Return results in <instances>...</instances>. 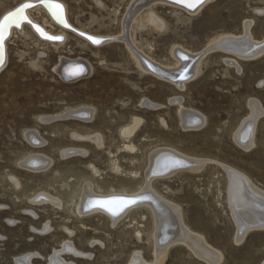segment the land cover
Listing matches in <instances>:
<instances>
[{"label":"rangeland","instance_id":"rangeland-1","mask_svg":"<svg viewBox=\"0 0 264 264\" xmlns=\"http://www.w3.org/2000/svg\"><path fill=\"white\" fill-rule=\"evenodd\" d=\"M20 1L0 0V13ZM64 1L76 27L100 34L128 28L129 17L122 18L133 0ZM147 12L136 17L130 31L136 45L159 64H173V47L202 52L223 35L242 36L250 22L252 40L264 39V0H209L192 14L158 3L150 12L160 20L159 27L141 26ZM214 48L200 56L194 77L179 88L140 69L119 42L95 48L70 34L64 44L52 45L28 30L10 37L0 72V264H23L18 259L28 254L30 264H48L64 242H71L76 251L61 253L69 264H127L139 252L145 262H153L151 218L145 208L132 209L116 224L99 212L77 214L74 209L86 182L102 191L136 188L145 179L148 155L157 147L204 162L198 170L151 182L181 207L185 224L217 254L210 258L178 243L159 264H264V228L238 235L226 201L230 170L244 173L264 190V52L241 59ZM62 57L86 61L90 72L80 79H64L56 70ZM226 59L236 60L238 66ZM141 101L158 106H141ZM180 106L197 111L204 123L185 128ZM80 107L93 108L92 118L38 120ZM253 111H259L258 116H252ZM134 115L141 125L131 140L137 151L130 154L122 152L128 142L120 130ZM248 119L255 123L253 144L237 145L236 132ZM31 130L39 133L42 144L35 146L26 138ZM97 134L102 146L91 139ZM31 154L45 155L50 163L35 171L23 166Z\"/></svg>","mask_w":264,"mask_h":264},{"label":"bare ground","instance_id":"bare-ground-1","mask_svg":"<svg viewBox=\"0 0 264 264\" xmlns=\"http://www.w3.org/2000/svg\"><path fill=\"white\" fill-rule=\"evenodd\" d=\"M42 1H44V5L41 4ZM208 1L209 0H206V2L203 5H201L199 8H197L195 12L199 11ZM26 3L33 5V7L24 10V17L26 18L27 22L21 23L19 27L10 26L8 33L5 35L4 58H3V65L0 66V72L2 71V69L4 68L7 62V58H8L7 45H8V41L10 40V37L12 35H15L16 33H25V30H28L29 32L34 34V36L37 38L38 41L44 42L45 44H52V45L64 44L66 42L67 37L70 34H73L74 36L81 39L88 45H93V44L89 40H86L84 36L82 35L91 36L94 39H97L103 42L99 45H93V47L95 48L102 46L104 42H112V41L114 42L115 41V42L122 43L123 45H125L129 54L131 55L136 65L140 69L154 75L155 77L159 79L172 83L174 84V86H179V88H183V86L194 77V74L196 73V70L199 66L202 55L204 56L205 52L209 50L211 51L212 47L213 48L219 47L222 51L226 53H232L241 59H252L264 52V39L262 38V41L260 40L258 42L257 40L254 41L252 40L250 31L248 32V24L250 26V23H251L250 22V23H247L246 28L244 29L245 33L243 32L244 34L242 33L243 34V35L241 34L242 36H239V35L233 36V34L223 35L219 37L218 39H216L212 44H210L209 47L207 45L208 48L205 47V49L206 48L207 49L202 52L200 51L201 53L193 52L191 50H188L182 47L180 48V46L173 47L171 50V54L173 57V64L172 65L159 64L148 54L144 53L136 45L134 37L130 31L132 27V23L142 11L147 9L148 12L146 13L145 17L140 21L141 26H144L146 24H154V26H158L160 24V20L152 12H150V8L158 3H161L163 5L168 4L175 8H179L187 12L188 14L193 13L192 11H189L187 8L182 6L180 3H175L173 2V0H133L130 3V6L127 8L122 18V21L123 20L125 21V18L129 17L128 28L121 29V31L117 34L94 33V32L86 30L85 28L76 27L70 21L68 17V8L64 0H21L20 2L16 3L12 7H9L3 10L0 13V20H2L3 17H5L8 13L13 11L20 5H23ZM46 3H49V4L58 3L61 5L62 21L58 19L56 16H53L52 10L46 6ZM244 22L246 24V22H249V20L244 21ZM65 24L67 25V27L64 26ZM37 28H39L40 32H43L44 35L52 36L58 39L54 41L45 40L40 35V33L36 31ZM178 52L183 53L185 57L187 58V60L183 61L178 56ZM142 58L144 59L146 58L147 60H149L150 67L155 70H158V72L163 73L164 75L162 76L160 74H157L151 71L144 64ZM225 61L228 64H231V66L232 65H235V67L238 66L237 61L234 59H226ZM68 63L70 65H66ZM188 63L189 64L192 63V66H191L190 71L188 72V75H185L187 78L176 81V78L178 76H181V74H183L182 71L179 69L185 67ZM90 69H91L90 65L82 59H76V58L69 59L65 57L60 58V62L56 66V70L60 73V75L64 79H68V80L80 79L84 74H88L90 72ZM176 70L178 71L177 73L174 74V71ZM165 76H169V77H165ZM170 101L179 103L180 100L176 98L174 99L171 98ZM139 104H141V106L146 105V107H149V108H156L158 106V104L156 105L153 103H149L147 101H141ZM90 108L80 107V108L72 109V110L69 109L70 111L67 110L68 112L64 111L65 114H59V115H53V116L45 115V116L39 117L38 120L43 123H49L57 118H61L65 116H71V118L77 117L78 119L80 118L84 120H87V119L89 120L90 118H92L93 113H94V111L92 110L93 108L92 109ZM178 109H179L178 115L180 117L179 119L182 122V124L181 123L180 124L183 125L185 128L188 129L190 127H195V126L200 125L203 122L202 115L200 116L199 113H196L197 111L194 112V111H191V109L186 110V109H183L181 106ZM258 113H254V115H252L251 113L250 114L252 116H258V115H255ZM261 113L262 112H260V114ZM261 115H264V114H261ZM252 116L248 115L247 117H252ZM257 119H255V122ZM251 122L248 119V122L246 121L244 124H242L243 122L241 123L242 126L240 125L241 127L236 132V135L234 138L236 139L235 140L236 144L239 143L240 146L242 145L246 146L247 144L249 145L252 142V134L254 133L252 130V126L255 123L253 124ZM140 125H141V118L139 116L134 115L132 116L131 121L121 128L120 134L122 138H124L128 142L122 145V152H127L130 154L136 153L137 148L135 144L131 142V140L137 133ZM183 126L182 128H184ZM26 138L35 146L43 143L42 138L40 137L39 133L36 130L28 131L26 133ZM87 139H90V138H87ZM91 139H93L97 143L96 144L97 146L101 144L102 140H101V137L98 136V134L92 135ZM251 144H250V147H251ZM83 150H82V153H83ZM44 156H40L39 154L32 155L28 157L26 160L22 161V165L30 169H34V171L35 169L40 170L41 168H45L50 162L48 161L47 157L45 158ZM202 163L204 162H202L200 158L189 157L187 155H184L183 153L182 154L179 153L178 151L172 148H169V147L168 148H160V147L158 148L157 147V149L155 148L148 155V164H147V169L145 168L146 171L144 175L145 179L138 186H136V188H128L125 186H121L119 189H116L114 187H109L105 191H102L99 186L97 185L94 186L95 183L92 184L90 183V181L86 182L84 186H82V188L80 189L74 211L77 214H86V213L91 214V213L99 212L101 214H104L107 217V219H109L113 224H116L118 221H120L121 218L126 216L132 209L145 208L148 211L150 218H151L150 229L148 232V239L151 242V245L153 248V255L155 259L153 262L147 263L145 262L146 260L144 261V259L142 258L139 252V253L134 254L130 262L127 264H159L160 262L163 261L168 249L171 246L178 244V243L184 244V246L185 245L188 246L191 250H193V253L195 252L197 254L209 256L210 258L211 256L216 257L217 255L216 252L212 251L214 249L209 248L210 246L209 244H207L208 246L206 245V243L204 242L205 240H203V236L197 235L194 231L193 233L189 229V227L185 224L183 220L181 207L178 204L168 200L166 197L161 195L152 186V182H151L152 180L157 179V178L167 179V178L173 177L175 174L177 173L179 174V172H182L185 170H190V171L198 170L203 165ZM113 165L116 167V170L119 169L116 166V163H114ZM180 165H183V166L181 167ZM91 168L94 173L98 172L93 166ZM226 169L228 170V168ZM234 170L228 171V175L226 177L227 178L226 179L227 189L226 188L225 189L227 190L226 201H228L227 203L231 210L230 214H232L231 217L234 219L236 226H237L236 232L238 235H243V233L245 234L248 229H253V228L263 229L264 228V190L262 189L263 190L262 191L260 190V188L258 189L254 184H252L249 181L250 178L248 179L247 176H244L245 174L243 172H242L243 174H240L238 173L239 171L237 169L236 170L238 172ZM133 176H136V172L133 173ZM39 197L41 199L45 198L44 195L43 196L41 195ZM39 197L37 199L40 200ZM50 198L53 199L51 196ZM120 199H134V200H137L138 203H136L135 205L131 207H125L122 211H120V214L118 216H113L109 212H106L102 209L94 207V202L96 201L120 200ZM50 201L53 202L52 200ZM56 203L54 204L57 205ZM113 207H119V206L113 205ZM141 217L145 218L144 215H142ZM136 236L141 237L140 230H136ZM65 251L76 253V251H74V247L72 246L71 242H64L62 245V248L58 251H55L49 257L48 264H69V263H66L61 257V253ZM31 257H32V254H28L25 256H21L18 260L20 261V263L30 264ZM209 263H212V261Z\"/></svg>","mask_w":264,"mask_h":264},{"label":"snow or ice","instance_id":"snow-or-ice-1","mask_svg":"<svg viewBox=\"0 0 264 264\" xmlns=\"http://www.w3.org/2000/svg\"><path fill=\"white\" fill-rule=\"evenodd\" d=\"M173 2L180 3L182 6H184L189 11H192L194 13L197 10V8H199L201 5H203L206 2V0H173ZM46 6L52 10L53 16H56L58 19L62 21V8L60 4L46 3ZM31 7H33V5L26 3L23 5L22 8H19L16 12H13L10 15L3 17L2 20H0V66L3 65L5 35L8 33L10 26L19 27L21 23L27 22L25 17L23 16V12L25 9ZM64 26L67 27L66 24ZM36 31L39 32L40 35L45 40L54 41L58 39L52 36L44 35L43 32H40L39 28H37ZM84 38L86 40H89L93 45H99L103 43L102 41L94 39L91 36H85ZM183 59H187V58L184 57ZM186 78L187 77L184 74H181V79H186ZM180 166L182 167L183 165ZM136 203H138V201L134 199L96 201L94 202V207L109 212L113 216H118L120 214V211H122L125 207H131ZM113 205H118L119 207H113Z\"/></svg>","mask_w":264,"mask_h":264},{"label":"water","instance_id":"water-1","mask_svg":"<svg viewBox=\"0 0 264 264\" xmlns=\"http://www.w3.org/2000/svg\"><path fill=\"white\" fill-rule=\"evenodd\" d=\"M41 4L44 5V1H42ZM23 5H24V4H23ZM23 5H20L19 7H17L16 9H14V10L11 11L10 13H8L7 15H10L11 13L16 12L19 8H22ZM7 15H6V16H7ZM23 16H24V12H23ZM25 19H26V18H25ZM26 21H27V20H26ZM80 35H82V34H80ZM82 36L85 37V35H82ZM178 56H179L183 61H186V60H187V59H183V58L185 57V55H184L183 53H179V52H178ZM142 60H143L144 64H145V65H146L151 71H153V72H155V73H157V74H160V75H162V76L164 75L163 73L158 72V70H155V69L151 68V67H150V62H149V60H147L146 58H145V59L142 58ZM66 65H70V64L68 63V64H66ZM191 66H192V63H191V64L188 63L185 67L180 68L179 70H181L182 73H183L184 75H188V72L190 71ZM177 71H178V70L174 71V74L177 73ZM165 77H169V76H165ZM179 80H182V79H181V76H178V77L176 78V81H179Z\"/></svg>","mask_w":264,"mask_h":264}]
</instances>
